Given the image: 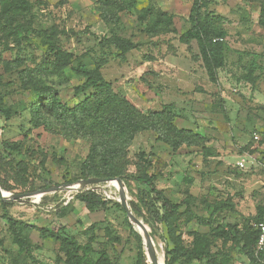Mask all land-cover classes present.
<instances>
[{"label":"rangeland","instance_id":"1","mask_svg":"<svg viewBox=\"0 0 264 264\" xmlns=\"http://www.w3.org/2000/svg\"><path fill=\"white\" fill-rule=\"evenodd\" d=\"M25 1L27 7L19 9L18 0H0V99L12 112L8 120L0 116V150L2 142L16 143L18 153L13 159L27 165L22 174L25 186L4 192L9 196L29 194L8 201L11 204L5 208L0 206V264H65L59 242L41 236L38 229L45 227H64L80 244L92 238L91 264L102 251L112 264H136L139 250L144 263L152 264L141 236L137 232L138 239L132 232L113 180L79 189V181H83L80 165L89 143L49 134L31 124L30 105L37 97L22 85L19 73L23 69L44 71L49 42L89 67L104 61V79L139 111L146 114L171 105L178 128L204 137L202 146H182L174 152L157 141L154 133H139L128 148L126 171L154 175L156 187L171 202L190 199L196 215L211 219L203 225L195 221L186 225L181 234L184 241H191L188 233L192 232L208 236L226 253L227 264H250L240 246L216 240L214 229L240 228L245 219L252 224L258 209L264 207V71L248 76L255 54L257 64L264 67V30L255 24L257 6L242 8L238 14L230 13V7L220 0L209 6L215 12L211 14L224 15L226 31L224 66L213 83L196 43L180 41L190 28L194 0H135L127 9L129 0ZM207 6L205 2V13ZM145 10L150 14L143 18ZM103 13L110 22L103 20ZM113 36L134 44L124 61L115 46L106 44ZM39 77L54 86L65 105L73 107L80 101L73 89L82 80L69 68L58 75L40 72ZM6 170L11 175L9 167ZM121 183L129 206L137 201L138 186L129 180ZM55 186L76 189L38 194ZM86 189L94 191L106 207L88 209L76 199ZM221 201H228L232 208L209 218L213 206ZM6 214L29 226L24 235L32 246L30 254L18 251ZM163 232L159 226L151 238L161 264L165 248L171 247Z\"/></svg>","mask_w":264,"mask_h":264},{"label":"trees","instance_id":"2","mask_svg":"<svg viewBox=\"0 0 264 264\" xmlns=\"http://www.w3.org/2000/svg\"><path fill=\"white\" fill-rule=\"evenodd\" d=\"M134 1H126L129 5L125 9L131 7ZM255 1L258 4L257 26L264 30V0ZM26 7L25 0H18L16 8L25 9ZM204 7L203 0L193 1L189 15L190 28L180 36V41L186 45L196 43L205 72L209 80L214 83L217 81L218 70L224 66L226 31L222 18L203 12ZM149 14L150 11L145 10L142 17ZM101 16L104 21L110 22V19H107L109 15L103 13ZM106 44L117 48L118 57L122 61L126 59L128 52L134 49V44L129 39L117 36L109 38ZM47 55L49 58L44 60V71L39 68L35 69L36 71L23 69L19 73L22 85L37 97L36 101L30 105L32 126L41 127L46 133L61 135L65 139H81L89 143L88 154L80 165V175L83 180H129L138 186L137 201L130 202L129 207L133 216L138 220L141 219L149 227L151 238L157 235L159 226L164 228V240L171 245L165 248L164 264L179 262L191 264L194 261L205 262V264H227L229 258L226 253L208 236L192 232L188 233L192 238L191 241L182 239V229L191 221L201 225L211 222V219L199 217L194 213L190 199L186 198L179 203H173L162 190L156 187L154 175L144 170H140L137 174L126 171L128 148L139 133H154L157 141L174 152L182 146H202L204 137L190 130L178 128L175 124L176 115L171 105H165L160 110L146 114L139 111L121 94L116 93L112 84L104 79L101 73L104 61L93 63V67H89L81 58L63 50L55 42L48 43ZM255 58L254 55L248 76H252V73L256 71H264V67L258 65ZM66 68L82 80L73 89L74 96L81 98L73 107L62 103L54 86L39 77L40 72L58 75ZM11 114V109L3 105L0 99V116L8 120ZM1 145L0 189L11 192L18 186H25L22 174L27 169V165L13 159V154L18 153L16 143L2 142ZM7 167L12 171L11 175L6 170ZM43 189H46V186ZM75 197L88 209L104 208L107 205L89 189L79 191ZM10 204L8 201L0 200L1 207L5 208ZM230 208H232L231 203L221 201L213 206L209 218ZM263 214L264 207L259 208L252 218V224H250L251 219H245L240 228L228 226L225 230L216 227L214 237L220 240L221 244L230 242L232 245L240 246L250 264H261L259 256L255 253L257 232L253 224L258 223ZM4 217L9 224L13 242L18 247V251L30 254L32 246L30 240L24 235L25 229L29 226L21 221L13 220L7 214ZM38 230L42 237L59 242L65 264H91L89 256L94 251L92 238H89L85 244H80L74 236L66 232L64 227L57 229L45 227ZM132 232L139 239L137 232ZM213 249L216 251L213 252ZM95 264L112 263L102 251ZM136 264H145L141 250L138 252Z\"/></svg>","mask_w":264,"mask_h":264},{"label":"water","instance_id":"3","mask_svg":"<svg viewBox=\"0 0 264 264\" xmlns=\"http://www.w3.org/2000/svg\"><path fill=\"white\" fill-rule=\"evenodd\" d=\"M112 180L117 185V187L119 188L120 198H121L120 204H121V207L127 216V219L129 221L130 225L133 227L134 230H135L134 226H136V227H139L141 230H143L145 233V241H143V244L146 246V249H147L148 255L150 257L151 263L152 264H159V262L157 261V258L155 256V250L153 247L154 244H153V241L151 240V237L149 236L147 228L145 227V225L140 220H138L136 217H134L133 214L131 213V211L129 210V206H128L127 201H126V196H125L124 188L122 186L121 181L118 179H112ZM104 182H106V181L101 180V179H88V180L79 181V185H80L79 189L86 187V186H89V185H92V184H100V183H104ZM64 188L76 189V186H73V187L72 186H69V187L55 186V187H52L48 190L40 191V192H38V194H40V195L41 194H47L49 192L57 191V190L64 189ZM28 196H29V194H15L12 196H7L6 192H4L0 189V200L1 201H15L17 199H20L23 197H28Z\"/></svg>","mask_w":264,"mask_h":264},{"label":"crops","instance_id":"4","mask_svg":"<svg viewBox=\"0 0 264 264\" xmlns=\"http://www.w3.org/2000/svg\"><path fill=\"white\" fill-rule=\"evenodd\" d=\"M220 1H221V3L223 5L229 6L230 7L229 12L230 13H234V14H238V12H240L239 10L242 9V8H249L250 7L251 9H253L254 8L253 6H257L258 5L255 0H252L254 2H248L246 0H238V1L237 0H234L235 3L233 2V0H220ZM205 2L208 3V6H207L208 13H215L213 10H211V9L209 10V6L211 4L215 5L216 0H205ZM232 9L233 10H237V11L236 12H233ZM254 11L256 13V17H255L256 18V22H255V24H257V19H258V6H257L256 10H254ZM213 15H215V14H213ZM216 16H219V17L223 18L224 15H220V14H217L216 13Z\"/></svg>","mask_w":264,"mask_h":264},{"label":"built area","instance_id":"5","mask_svg":"<svg viewBox=\"0 0 264 264\" xmlns=\"http://www.w3.org/2000/svg\"><path fill=\"white\" fill-rule=\"evenodd\" d=\"M253 138L254 140H258L257 135H254ZM253 228L257 232L255 253L257 256H259L260 263L264 264V214L258 223L253 224Z\"/></svg>","mask_w":264,"mask_h":264},{"label":"bare ground","instance_id":"6","mask_svg":"<svg viewBox=\"0 0 264 264\" xmlns=\"http://www.w3.org/2000/svg\"><path fill=\"white\" fill-rule=\"evenodd\" d=\"M107 182V181H106ZM115 185V184H114ZM6 195L7 196H9V194L8 193H6ZM35 198H37V197H35ZM135 227V230L139 233V235L141 236V238H142V240L143 241H145V233H144V231L143 230H141L139 227H136V226H134ZM155 254H156V251H155ZM159 260V259H158ZM159 264H161L160 262H159Z\"/></svg>","mask_w":264,"mask_h":264}]
</instances>
